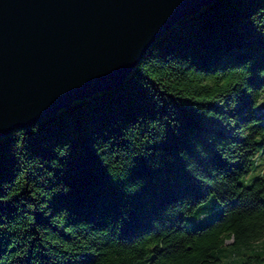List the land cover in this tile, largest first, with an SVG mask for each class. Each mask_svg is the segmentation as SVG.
<instances>
[{"label":"trees","instance_id":"1","mask_svg":"<svg viewBox=\"0 0 264 264\" xmlns=\"http://www.w3.org/2000/svg\"><path fill=\"white\" fill-rule=\"evenodd\" d=\"M0 264H264V0L181 17L0 138Z\"/></svg>","mask_w":264,"mask_h":264},{"label":"water","instance_id":"2","mask_svg":"<svg viewBox=\"0 0 264 264\" xmlns=\"http://www.w3.org/2000/svg\"><path fill=\"white\" fill-rule=\"evenodd\" d=\"M215 0H0V138L119 86L181 17Z\"/></svg>","mask_w":264,"mask_h":264},{"label":"rangeland","instance_id":"3","mask_svg":"<svg viewBox=\"0 0 264 264\" xmlns=\"http://www.w3.org/2000/svg\"><path fill=\"white\" fill-rule=\"evenodd\" d=\"M211 218V217H210ZM209 220V218H205L202 222H206V221H208Z\"/></svg>","mask_w":264,"mask_h":264}]
</instances>
